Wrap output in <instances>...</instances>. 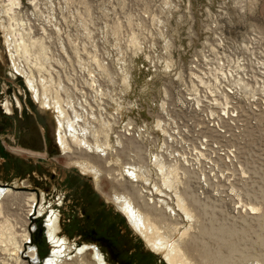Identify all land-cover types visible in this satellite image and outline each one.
<instances>
[{"label":"rangeland","instance_id":"obj_1","mask_svg":"<svg viewBox=\"0 0 264 264\" xmlns=\"http://www.w3.org/2000/svg\"><path fill=\"white\" fill-rule=\"evenodd\" d=\"M21 1L23 27L46 38L78 111L93 112L97 129L101 116L113 123L106 160L95 159L104 170L97 184L63 152L57 108L43 107L14 69L0 13V186L13 191L5 218L18 236L26 229L30 196L37 197L30 250L39 251L42 238L48 248L35 264L51 255L46 224L54 217L57 238L77 250L100 248L108 264H168L113 200L136 189L153 204L164 201L182 232L193 226V246L212 264L228 257L264 264V0ZM7 4L0 0V10ZM259 41L261 50L253 46ZM245 46L257 47L256 55ZM157 156L184 170L179 190L197 224L178 207L176 190L163 185ZM141 165L152 173L149 183L126 172ZM135 248L143 253L137 263ZM9 253L0 251V264H10ZM197 262L207 261L197 254Z\"/></svg>","mask_w":264,"mask_h":264},{"label":"bare ground","instance_id":"obj_2","mask_svg":"<svg viewBox=\"0 0 264 264\" xmlns=\"http://www.w3.org/2000/svg\"><path fill=\"white\" fill-rule=\"evenodd\" d=\"M7 2L8 4L4 6L5 10H0V13L5 14L7 18L3 19L2 17L3 22L1 25L5 30L6 44L10 50L14 69L25 76L29 88L33 91L36 100L43 107L53 106L57 108L60 113L58 117L60 125L59 139L63 152L71 157L73 165L80 168L84 174L93 175L97 184H99L104 170L101 167L102 164H98V162L102 161L103 157H106L109 150L113 123L101 116L99 119L100 127L97 129V126H94V122H91V119L98 122V117L93 112L89 114L85 111L86 109H84L83 113L78 111L77 108L81 104L74 98L69 88L63 84L60 72L55 70L54 63H58V61L53 57L50 47L47 45L48 43L46 44V38H36L32 28L25 29L23 27V19L19 16L22 1L7 0ZM133 41L136 44L138 40L134 37ZM256 45H258V48L260 47V50L262 49L260 41L256 44L253 43V46ZM245 47L250 52L254 50L252 55H256L255 50L257 47ZM93 60L105 75L111 76L105 64L99 62L97 57H94ZM263 61L262 66H264ZM262 66L259 68L261 74L264 73ZM240 67L244 71H247L249 68L243 64ZM74 146H76L78 153L74 152ZM89 153L98 154L97 158L89 155ZM120 154L122 153L116 154L117 160H119ZM95 159L100 161L96 163ZM156 159L155 166H157L162 174L163 185L169 189L176 190L178 207L188 218H191L197 224L199 217L190 206L186 192H180L179 190L180 186L184 185L182 182L184 174L181 173L184 170L177 162L176 164L168 163L163 156H157ZM136 169L138 172H136ZM111 172L112 170L108 171L109 175H111ZM126 172L134 180L142 179L146 183L151 181L152 173L146 165L136 168L133 166L131 169H127ZM12 193V190L3 189L0 186V251L11 252V254L9 253L11 258L9 260L10 264H35V262H41L40 259L42 260V258L39 251L36 248L34 252L30 250L31 244L29 242L32 238L30 236L31 233L28 231L30 216L32 217V213L35 214L37 197L35 194L30 196V200L33 203L28 213L26 229L23 235L18 236L15 226L9 221V218H5V213L7 212L5 199ZM113 200L127 216L133 228L144 238L147 245L155 253L163 254L168 264H199L197 262V254L203 261H207L205 264H212L209 254L202 255L193 246L196 242V239L191 234L193 226L182 232L180 223L175 221V212L164 201L153 204L154 201H148L145 196L142 197V193L138 189H136L135 194L130 192L126 194L115 193ZM162 204H165V209L162 208ZM258 208L255 205L252 207L254 211L258 210ZM164 210L170 211V214L166 215ZM56 224L57 217L48 219V223L46 224L48 238L53 246V250L49 258L44 260L43 264H108L107 258L100 248L84 244L82 248L77 250L68 240L57 238L58 228ZM180 232V239L172 244L171 242L174 240V237ZM204 234H208L206 230H204ZM20 253H27L31 261L26 260ZM226 259L218 260V262L213 264H238L233 257ZM253 259V256H244L243 261L250 262ZM254 260L257 261V259Z\"/></svg>","mask_w":264,"mask_h":264},{"label":"trees","instance_id":"obj_3","mask_svg":"<svg viewBox=\"0 0 264 264\" xmlns=\"http://www.w3.org/2000/svg\"><path fill=\"white\" fill-rule=\"evenodd\" d=\"M125 220V219H124ZM35 242H37V240L35 241ZM37 246H38V248H39V251H40V255H41V257L42 258H44L45 256H46V253H47V251L45 250L46 248H48V243L42 238V241L41 242H39V243H37ZM132 248H134V246L133 247H131L130 246V249H132ZM135 253L133 254V257H132V259H133V261L135 262V263H137L138 261H139V258H141V256H142V251H141V248L140 249H136L135 248ZM152 256H154L152 253H150ZM126 260H128V261H130V257L129 256H127V258H125ZM137 264H141V263H137ZM162 264H165V263H162Z\"/></svg>","mask_w":264,"mask_h":264},{"label":"flooded vegetation","instance_id":"obj_4","mask_svg":"<svg viewBox=\"0 0 264 264\" xmlns=\"http://www.w3.org/2000/svg\"><path fill=\"white\" fill-rule=\"evenodd\" d=\"M11 107H12V105H11ZM5 110L7 111V109L5 108ZM22 110H24V109H22ZM8 112V111H7ZM9 113V112H8ZM11 116H15V114H14V112H12V114H10ZM30 133V132H29ZM31 134V133H30ZM56 141H57V145H58V147H59V142H58V139L56 138Z\"/></svg>","mask_w":264,"mask_h":264}]
</instances>
